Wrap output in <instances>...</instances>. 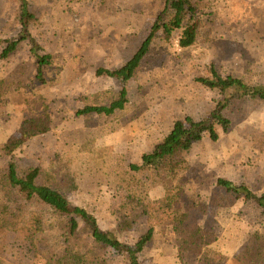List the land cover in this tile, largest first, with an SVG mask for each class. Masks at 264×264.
Returning <instances> with one entry per match:
<instances>
[{"label":"rangeland","instance_id":"374dc122","mask_svg":"<svg viewBox=\"0 0 264 264\" xmlns=\"http://www.w3.org/2000/svg\"><path fill=\"white\" fill-rule=\"evenodd\" d=\"M208 1L214 19L207 22L203 38L183 49L180 33L161 31L140 78L129 86L131 104L125 116L113 126L97 122L91 129L76 117L77 112L89 105L109 106L122 89L117 80L98 77L97 69L123 67L146 40L167 0H30L37 16L30 33L23 31L17 18L19 0H0V40L34 37L54 56L51 81L43 89L50 114L27 111L19 101L0 105V144L18 131L24 119L33 132L24 149L12 158L0 159V165L13 162L23 169L46 168L57 154L74 151L100 161L138 163L158 140L172 132L177 120L187 115L196 119L205 116L211 96L196 80L210 78L211 65L224 77L244 75L264 80V0ZM30 49L27 40L8 61L0 59V79L28 63ZM34 73L35 66L30 65L22 78L32 79ZM229 115L232 128L228 133L220 131L219 141L206 134L186 153L191 180L188 194L206 207L201 218L206 250L223 254L222 264H255L246 257L245 249L255 233L264 230L262 211L244 199L214 205L212 194L218 179H224L247 186L257 196L264 195V150L255 146V135L264 134V98H250ZM63 192L72 204L87 208L103 230L116 233L126 204L125 190L112 188L99 174L77 171L66 180ZM153 197L164 202L162 191ZM82 228L81 222L82 243L92 248V239ZM153 228L154 217L140 214L132 229L118 237L133 244ZM97 251L104 264H127V258L112 249ZM141 260L143 264H211L212 255L208 251L181 253L172 232L156 227ZM5 261L42 264L39 257L22 249L11 251Z\"/></svg>","mask_w":264,"mask_h":264},{"label":"trees","instance_id":"16d2710c","mask_svg":"<svg viewBox=\"0 0 264 264\" xmlns=\"http://www.w3.org/2000/svg\"><path fill=\"white\" fill-rule=\"evenodd\" d=\"M17 18L24 32L30 33L31 22L37 16L31 10L30 0H19ZM208 0H167L166 7L150 28L146 40L134 56L120 69L99 67L98 77L117 80L122 89L120 97L109 106H86L76 117L84 119L86 127L97 122L113 126L128 111L131 104L129 86L140 78L143 63L149 55L158 34H181L180 47L189 49L203 38L207 22L213 21L214 12ZM31 43L30 61L16 73L0 79V105L18 103L34 112L51 113V106L43 89L51 81L54 56L34 37L0 40V59L8 61L26 41ZM35 66L32 79H23L25 68ZM210 78L196 81L211 96L210 108L204 117L185 116L175 122L171 133L158 140L151 152L142 155L138 163L126 165L116 160H97L92 155L74 151L57 154L49 166L20 168L13 162L0 165V264L14 249H22L37 256L42 264H104L97 250L112 249L127 258V264H143L141 255L154 239L155 228L170 230L181 253L212 255L211 264H222L223 254L206 250V237L201 218L206 207L189 198L190 163L186 153L206 134L217 142L220 131L228 133L233 125L229 115L253 97L264 98V80L255 76H222L214 65L209 68ZM256 148L264 150V134L255 135ZM29 122L24 119L18 131L0 144V159L12 158L32 139ZM77 171L99 174L113 188L125 190L126 204L121 210L116 233L105 231L89 210L72 204L63 192V186ZM162 191L164 202L153 197ZM213 204H232L241 199L253 202L264 215V195L253 194L245 185H235L218 179L212 194ZM224 199V200H222ZM152 215L155 228L135 243H124L118 235L132 229L138 215ZM82 232L92 239L93 247L82 242ZM17 244V248L15 247ZM246 257L255 264H264V230H258L245 249Z\"/></svg>","mask_w":264,"mask_h":264}]
</instances>
